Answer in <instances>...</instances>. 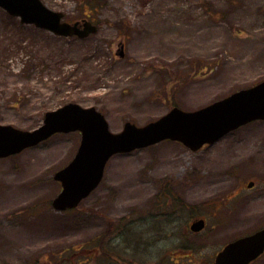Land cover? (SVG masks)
I'll return each mask as SVG.
<instances>
[{
    "label": "rangeland",
    "instance_id": "374dc122",
    "mask_svg": "<svg viewBox=\"0 0 264 264\" xmlns=\"http://www.w3.org/2000/svg\"><path fill=\"white\" fill-rule=\"evenodd\" d=\"M43 2L69 22L90 16L100 30L85 40L60 38L0 9V125L31 131L45 113L75 103L95 107L117 133L126 122L144 126L173 107L193 112L264 81V0H106L95 12L77 0ZM122 20L130 29L120 33L114 25ZM121 42L124 58L116 56ZM80 140L78 132L58 134L0 159V264L166 260L183 236L158 246L151 228L159 221L171 235L178 218L173 231H184L190 215L207 226L193 237L204 247L188 251L189 259L192 250L196 260L210 259L264 228V121L198 152L165 141L115 155L79 208L58 213L54 174ZM168 192L191 209L157 204ZM158 205L176 215H160Z\"/></svg>",
    "mask_w": 264,
    "mask_h": 264
},
{
    "label": "water",
    "instance_id": "95a60500",
    "mask_svg": "<svg viewBox=\"0 0 264 264\" xmlns=\"http://www.w3.org/2000/svg\"><path fill=\"white\" fill-rule=\"evenodd\" d=\"M0 7L19 17L23 24H34L61 37L86 38L98 32L97 26L88 20L74 24L63 22L64 14L49 9L41 0H0ZM120 56H124L123 45ZM257 120H264V81L194 112L175 107L145 126L127 122L120 133L110 131L105 116L96 108L70 103L48 112L44 124L34 131L0 126V158L20 153L56 133L81 132L76 156L54 176L63 190L53 200V207L64 211L78 207L97 189L108 161L116 154L147 148L165 140L178 141L198 151L205 144L212 145ZM253 186L254 182H250L249 187ZM204 225L201 220L194 223L192 229L199 231ZM263 252L264 229L228 244L215 264H250Z\"/></svg>",
    "mask_w": 264,
    "mask_h": 264
},
{
    "label": "flooded vegetation",
    "instance_id": "af4514ba",
    "mask_svg": "<svg viewBox=\"0 0 264 264\" xmlns=\"http://www.w3.org/2000/svg\"><path fill=\"white\" fill-rule=\"evenodd\" d=\"M45 115H46V113L44 114V117H45ZM255 185H256V183H255ZM254 187H252L251 189H253ZM157 200H158L157 204H160V201L172 200V203H171L172 205L170 206L169 209H173V211L178 210V207H180V206H181L182 209H187V210L191 209V205H188V203L184 202L182 200V198L178 197L177 195H174V193H172V192H168V194H163L162 196L159 195L157 197ZM155 208H158L160 210V212H161L160 215H163L165 217H170L171 215H176V213L170 214V213H167V212L163 211L162 209H160V208H163L162 206L158 205V206H155ZM152 212L155 213V214L157 213L154 209H152ZM157 215H159V213H157L156 216ZM140 217H142V216H138V218H140ZM188 218H189L188 221H187L188 223H187L184 231L182 229L178 228L177 229L178 232H174L173 231V230H175V226L174 225L179 223V222L176 221L178 218H173L172 221L170 222V225H169V230L172 231L171 235L169 233H166V230H164V228H162L159 225V221H158L157 222V227L158 228L157 229L151 228L152 232H154V235L156 236L153 239L157 242V245L160 246L161 243L166 242V241H170L172 238L178 237L179 235L183 236V238H178L182 245H175V247H173V250H175V252H172L170 254L169 258H166V260H155V261L143 260L139 264H215L216 260H217V256L219 255V253L222 252L223 249L229 243H231V242L236 240L235 239V240H233L231 242L226 243L221 249H219L216 253H214L210 257V259H199V260H196L194 258V253H192V251L194 249H196V248H198V249L203 248L204 246L198 245L197 247H194L197 244L196 243L197 240L193 239V237L197 236L196 238H199V237L202 238V235L204 234V231H205L206 226H207V220L204 217H194V216H191V215ZM141 219H143V220H145L147 222V220L150 221L152 218L151 217H142ZM163 219H166V218H163ZM163 219H162V221H163ZM135 220H130V221L135 222ZM201 220L204 221V224H205L204 228L199 230V231L193 230L192 229V225L194 223L198 222V221H201ZM142 224H144V223H142ZM160 229H163V230H160ZM262 229H259V230L255 231L254 233H257V232H259ZM254 233H252V234H254ZM167 234L169 235V238L165 237V236H168ZM185 235H190L191 238H188ZM237 239H239V238H237ZM179 240H176V242L179 241ZM191 249H193V250L191 251V259H189L190 257H189L187 252L190 251ZM176 251H181L182 253H179V254L176 255ZM263 257H264V253H262L260 257H258L256 260H254L250 264L257 263ZM185 259H187V260H185ZM86 262H89V261L88 260L87 261H82L81 264H85ZM94 262L96 264H99L98 260H96ZM122 264H125V262H123Z\"/></svg>",
    "mask_w": 264,
    "mask_h": 264
},
{
    "label": "trees",
    "instance_id": "16d2710c",
    "mask_svg": "<svg viewBox=\"0 0 264 264\" xmlns=\"http://www.w3.org/2000/svg\"><path fill=\"white\" fill-rule=\"evenodd\" d=\"M77 1L79 2V5L85 4L90 8L92 12H95L96 9L101 6L100 3H104L106 0H77ZM114 26L120 33L125 32L127 28L130 29L129 20H122L116 22ZM111 222H113V228H114L115 222L114 221Z\"/></svg>",
    "mask_w": 264,
    "mask_h": 264
},
{
    "label": "bare ground",
    "instance_id": "6f19581e",
    "mask_svg": "<svg viewBox=\"0 0 264 264\" xmlns=\"http://www.w3.org/2000/svg\"><path fill=\"white\" fill-rule=\"evenodd\" d=\"M34 164L36 165V164H37V162L35 161V162H34Z\"/></svg>",
    "mask_w": 264,
    "mask_h": 264
}]
</instances>
